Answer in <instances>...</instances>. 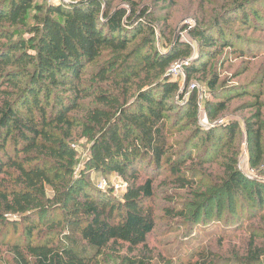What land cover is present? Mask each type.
<instances>
[{"label": "trees", "instance_id": "1", "mask_svg": "<svg viewBox=\"0 0 264 264\" xmlns=\"http://www.w3.org/2000/svg\"><path fill=\"white\" fill-rule=\"evenodd\" d=\"M36 1L0 0V170L9 174L6 181H0V227L5 221L17 225L5 216L19 214L31 238L40 227L38 213L64 209L69 228L95 249L120 241L133 248L145 245L156 225L146 205L154 191L153 180L140 182L139 172L152 166L159 169L167 157L169 114L176 110L172 100L180 91L167 70L177 60L189 57L191 48L174 38L168 49H158L148 7L137 10L133 4L111 10L108 0L47 6ZM32 11L38 12L36 25L25 39L10 27L26 25ZM255 17H260L258 12ZM218 33L209 35L196 28L192 35L201 41L202 49L234 46ZM108 50L120 51V60L101 63L93 76L116 87L87 89L83 76ZM197 71L191 65L189 76ZM151 72L131 103L121 99L117 91L123 89L124 82ZM89 97H96L103 106L88 111L81 123L74 112L82 107L81 100ZM225 102H218L221 110L226 109ZM209 105L213 103L209 101ZM198 108L197 97L191 98L186 116L192 119ZM79 124L96 134L87 166L102 173H118L128 186L122 200L117 201L106 188H91L84 170L76 174L78 151L70 139ZM237 126L227 127L225 138L210 130H200L196 137L203 144L217 145L234 135ZM254 146L261 150L258 131ZM252 180L233 169L225 193L245 192L264 206V181ZM6 245L8 255L0 264H96L89 255L49 238ZM262 258L260 251L237 262L260 264Z\"/></svg>", "mask_w": 264, "mask_h": 264}, {"label": "rangeland", "instance_id": "2", "mask_svg": "<svg viewBox=\"0 0 264 264\" xmlns=\"http://www.w3.org/2000/svg\"><path fill=\"white\" fill-rule=\"evenodd\" d=\"M36 3L54 4L49 0ZM133 4L137 10L149 8L148 18L155 23L158 49H168L174 38L191 48L189 57L179 59L185 62L184 74L170 75L174 63L167 70V75L180 86L172 100L177 105L176 110L169 114L167 157L159 169L152 166L146 172H139L140 182L153 180L154 195L146 203L155 218L153 233L145 245L136 248L120 241L98 250L69 228L64 209L47 211L44 215L38 213L40 227L31 238L21 215L6 214L5 217L17 221V225L5 221L0 227V261L8 255V243L28 244L48 238L59 246L89 255L96 264H139L142 261L148 264H239L238 258L264 253V206L259 205L256 198L247 197L245 192L231 196L225 193L226 181L233 169L240 170L252 181H264V0H108L106 3L111 10ZM257 12L260 17L256 18ZM37 14L32 11L26 25L10 29L25 39L30 38ZM196 28L205 29L209 35L219 36L218 32H222L234 46L202 49L201 41L192 35ZM120 53L104 51L98 62L89 66L83 76L87 89L94 86L92 90L100 91L116 87L109 81L99 80L93 73L101 63L118 62ZM191 65L198 71L189 76ZM152 75L153 72L149 76L142 73L124 82L123 89L117 91L121 99L131 103L147 77ZM194 97L199 108L190 119L191 115L186 114L191 110ZM209 101L213 105H209ZM220 101H226V109H220ZM81 103L82 107L74 112L81 123L88 111L103 106L96 97L84 98ZM235 123L238 124L235 134L223 143L206 145L196 137L200 130H210L220 139L225 138L227 127ZM257 131L261 150L254 146ZM95 135L84 124L72 130L70 141L78 151L76 174L85 171L93 189L100 188L107 180L106 190L117 201L122 200L124 191L116 190L114 185L124 179L118 173H102L86 164ZM8 178L9 174L0 170V181ZM52 192L49 188L50 197ZM49 229L53 231L46 232ZM260 264H264V258Z\"/></svg>", "mask_w": 264, "mask_h": 264}, {"label": "built area", "instance_id": "3", "mask_svg": "<svg viewBox=\"0 0 264 264\" xmlns=\"http://www.w3.org/2000/svg\"><path fill=\"white\" fill-rule=\"evenodd\" d=\"M51 2H53L54 4H59V5H70L72 2L70 0H49ZM183 63H185L182 60L176 61L174 62V64L170 67L169 73L171 76H179L183 73V69H184V65ZM108 186V181L104 180L100 187L102 188H107ZM127 183H125L124 181H120L119 183L114 185V188L116 190H121V191H125V189L127 188Z\"/></svg>", "mask_w": 264, "mask_h": 264}]
</instances>
